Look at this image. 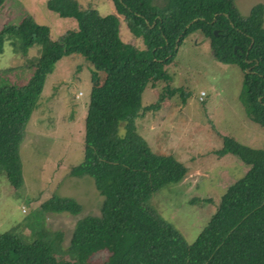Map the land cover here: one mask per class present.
I'll return each mask as SVG.
<instances>
[{
  "label": "trees",
  "instance_id": "trees-1",
  "mask_svg": "<svg viewBox=\"0 0 264 264\" xmlns=\"http://www.w3.org/2000/svg\"><path fill=\"white\" fill-rule=\"evenodd\" d=\"M110 1L115 14L100 16L78 0H46L49 11L77 21L57 39L31 15L0 28V53L5 41L23 53L31 45L38 48L24 84L0 78V139L5 112L29 99L34 104L44 77L62 56L78 53L91 63L83 161L70 174L91 177L103 197L100 214L82 217L65 247V233L45 227L43 214H79L82 205L53 194L38 207L29 236L15 226L0 232V264H264V149L222 137L214 154H232L249 170L224 189L189 243L147 203L161 188L181 182L187 168L172 154L150 149L135 126L136 118L163 100L161 95L143 106L145 87L168 83L165 64L185 36L199 32L209 38L216 60L241 67L239 100L247 116L264 128V5L243 17L234 0ZM119 16L140 37V45L120 38ZM99 72L105 73L101 83ZM171 88L168 94L176 90ZM178 89L184 102L188 94ZM6 171L8 163L0 156V174ZM100 250L108 252L106 259L92 262L90 256Z\"/></svg>",
  "mask_w": 264,
  "mask_h": 264
},
{
  "label": "rangeland",
  "instance_id": "rangeland-1",
  "mask_svg": "<svg viewBox=\"0 0 264 264\" xmlns=\"http://www.w3.org/2000/svg\"><path fill=\"white\" fill-rule=\"evenodd\" d=\"M45 1L5 0L0 7V28L4 24H18L26 15L48 25L52 39L77 27L74 18L49 11ZM78 1L83 9H95L100 16L115 14L110 0ZM234 3L240 14L247 17L254 6L264 5V0H234ZM119 36L135 45L142 43L140 37L130 33L122 16H119ZM37 55L35 45L23 53L5 41L0 53V78L24 84L32 74L31 59ZM164 67L171 79L168 83L147 85L141 103L143 106L154 103L161 95L163 100L156 109L136 118L135 126L150 149L172 154L188 168L181 182L161 188L147 203L190 243L215 210L226 185L241 178L246 168L232 154L222 158L214 154L222 137L230 136L242 144L264 149V128L247 116L239 100L241 67L216 60L208 37L199 32L185 36L173 60ZM91 68L81 54L62 56L44 77L42 91L34 104L29 99L5 112L0 156L8 163V171L0 174V232L15 226L21 234L29 236L34 214L53 194L72 197L82 205L79 214L65 211L43 214L45 227L65 233V247L82 217L100 214L103 197L95 189L93 179L70 174L83 161ZM104 77L105 73L99 72L100 83ZM171 87L176 90L168 94L167 88ZM178 87L188 94L184 102ZM107 254L105 250L97 251L90 260L102 262Z\"/></svg>",
  "mask_w": 264,
  "mask_h": 264
},
{
  "label": "crops",
  "instance_id": "crops-1",
  "mask_svg": "<svg viewBox=\"0 0 264 264\" xmlns=\"http://www.w3.org/2000/svg\"><path fill=\"white\" fill-rule=\"evenodd\" d=\"M221 145H222V140H221ZM220 147H221V146H220ZM220 147H219V148H220ZM225 155H226V154H225ZM225 155L220 156V158L224 157ZM248 170H249V168L246 166V168H244L243 172H244V173H247ZM187 171H188V168H187ZM243 175H244V174H243ZM243 175H242V176H243ZM230 184H231V183H230ZM227 185H229V184H227ZM227 185H226V187H227Z\"/></svg>",
  "mask_w": 264,
  "mask_h": 264
},
{
  "label": "built area",
  "instance_id": "built-area-1",
  "mask_svg": "<svg viewBox=\"0 0 264 264\" xmlns=\"http://www.w3.org/2000/svg\"><path fill=\"white\" fill-rule=\"evenodd\" d=\"M200 94H201V96H202V95H204V92H202V93H200Z\"/></svg>",
  "mask_w": 264,
  "mask_h": 264
},
{
  "label": "water",
  "instance_id": "water-1",
  "mask_svg": "<svg viewBox=\"0 0 264 264\" xmlns=\"http://www.w3.org/2000/svg\"><path fill=\"white\" fill-rule=\"evenodd\" d=\"M214 33H215V31H214Z\"/></svg>",
  "mask_w": 264,
  "mask_h": 264
}]
</instances>
